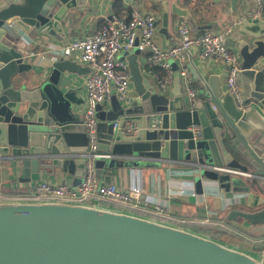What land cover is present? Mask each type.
Returning a JSON list of instances; mask_svg holds the SVG:
<instances>
[{
    "label": "water",
    "instance_id": "water-1",
    "mask_svg": "<svg viewBox=\"0 0 264 264\" xmlns=\"http://www.w3.org/2000/svg\"><path fill=\"white\" fill-rule=\"evenodd\" d=\"M85 2L0 0V159L21 162L27 181L42 172L59 174L58 169L66 184L76 186L86 175L88 130L78 110L85 103L84 86H73L64 75L70 68L64 57L43 76L21 45L32 29L63 40L66 13ZM162 6L167 36L178 17L186 18L193 31L199 28L187 8L172 0ZM240 30L246 38L239 44V82L247 104L241 106L223 84H215V75L191 55L186 65L198 86L193 102L187 93L184 97L173 58V97L146 80L124 103L112 83L110 99L97 106L99 123L106 127L100 140L105 150L97 153L111 154L96 158L98 176L105 177L107 168L176 163L197 171L198 193L217 185L226 192L249 190L247 183L256 187L257 176L264 189V115L249 103L264 106V19L244 17ZM235 169L253 170L256 177L245 179ZM239 217L253 231H264V208L228 213L230 220ZM0 264H264V252L99 203L0 198Z\"/></svg>",
    "mask_w": 264,
    "mask_h": 264
},
{
    "label": "crops",
    "instance_id": "crops-1",
    "mask_svg": "<svg viewBox=\"0 0 264 264\" xmlns=\"http://www.w3.org/2000/svg\"><path fill=\"white\" fill-rule=\"evenodd\" d=\"M116 1L122 3V15L127 16L133 9L140 8L144 11L153 12L158 17L156 39L161 46L168 47L178 38L179 22L184 19V17L171 20L169 34L167 36L162 30L164 7L161 1L145 0L147 2L145 3L144 0H86L85 4L78 5L74 9H69L66 13L64 17L65 37L63 40L53 39L46 35L38 34L37 30L32 29L28 33H25L28 37V41H24L21 44L23 49L26 50L25 54L28 59L36 64L43 76L48 75L52 65L64 57L70 64V68L66 69L64 75L72 80L73 86H84L82 96L85 102V80L92 72V67L90 64L82 61L77 55L64 56L62 54V48L67 42L73 39L96 32L105 19L116 14ZM172 1L190 11V14L199 25V28L194 31L195 33H200L208 28L213 30H227L232 28V31L227 36L226 43L232 51L239 54V44L246 38V33L240 30V20L243 19L245 10L253 5L254 0H239L235 4L233 0ZM142 2L146 5H143ZM202 51V46H192L188 52H186L187 62L191 55L196 64L207 70L209 74L215 75L217 79L215 84L218 86L223 84L226 90V81L229 72L228 66L220 57L203 59L201 56ZM118 57L128 66L131 79V92H134L136 86L143 87L146 80L151 82V84L159 90L160 86L156 77V73L158 72L150 61L148 52L136 53L134 51H125L120 53ZM192 83L197 89L198 86L193 81ZM172 87L170 91L166 93L169 97H173ZM182 90L185 97L187 87L183 82ZM249 103L256 106L264 115V106L260 102L250 101ZM84 107L85 103L78 108L82 115ZM107 107H110L109 104ZM105 131L106 127L104 124L98 123L99 141L102 140ZM101 145L102 144L99 142L97 151L105 150L103 149V145ZM241 160L244 161L243 158H241ZM235 171L242 174L245 179H253L256 177V173H254L253 170L243 171L235 169ZM196 172L197 171L192 166L176 163L167 164L163 168H107L106 176L102 177L105 181L115 182L125 188L141 185L148 199L153 200L155 203L165 204L168 210L165 215L154 214L151 212V208L154 205L153 203H150V206L141 205L139 207H125L112 202H104L102 205L124 209L131 213L164 220L178 225L179 223L175 221L174 218H171V216L185 218L187 222L181 225L188 229L232 244L236 247L262 254L264 249L259 252L254 250L253 246L254 243L257 244L264 241V231H253V225L244 218L239 217L236 220L228 219V213L233 209L257 211L264 208V189L261 187L262 181L260 178H258V176L254 178L256 180V187L252 186L251 183H247L250 186L249 190H232L226 192L221 190L216 184L217 186H215V188L209 189L206 187L204 193H198L194 183ZM57 173L59 174L50 175L42 172L38 179L27 181L23 177L24 173L21 162L18 160L0 159V194L11 196L17 191L35 192L37 191L38 185L45 180L54 184H62L65 182V174L58 172V169ZM66 176V178H69L71 175ZM204 230H211L212 233ZM242 232H245L244 234L247 233L248 237H243L244 234ZM220 234H224L226 238L221 237ZM229 238H235L240 242L249 244L250 242L247 240H254V243L253 245L250 244L251 246H247L245 244L235 243V240Z\"/></svg>",
    "mask_w": 264,
    "mask_h": 264
},
{
    "label": "built area",
    "instance_id": "built-area-1",
    "mask_svg": "<svg viewBox=\"0 0 264 264\" xmlns=\"http://www.w3.org/2000/svg\"><path fill=\"white\" fill-rule=\"evenodd\" d=\"M244 17L264 19V0H254L253 5L245 10ZM157 26L158 17L153 12L135 8L127 16L113 14L105 19L96 32L73 39L63 46L64 56L77 55L92 67V72L85 80L86 102L83 109L88 130L86 175L76 186L66 183L54 184L45 180L38 185L35 192L11 196L0 194V198L57 199L99 204L112 202L125 207L150 206V203H153L152 213L167 214V206L148 199L141 185L125 188L115 182H107L97 175L95 162L96 158L102 155L97 153L99 142L97 106L102 100L110 99L112 83L121 102L129 103L133 99L130 95L131 79L128 66L119 59V54L133 51L134 48H138L141 52H148L153 65H159L164 69V73L158 72L156 77L160 92L165 94L170 91L175 79L174 69L169 59L177 60L180 78L187 87L189 100L193 102L197 98L198 90L193 86L191 72L186 65V52L194 45L202 46L203 59L220 57L228 66L227 89L241 106L246 105V102L238 82L242 59L226 43L232 28L227 30L208 28L195 33L190 22L184 18L179 22L178 38L172 45L163 47L156 39ZM193 128L197 129V126L194 125ZM102 156L108 157L111 154ZM171 218H174L179 225L187 222L185 218L172 216Z\"/></svg>",
    "mask_w": 264,
    "mask_h": 264
},
{
    "label": "trees",
    "instance_id": "trees-1",
    "mask_svg": "<svg viewBox=\"0 0 264 264\" xmlns=\"http://www.w3.org/2000/svg\"><path fill=\"white\" fill-rule=\"evenodd\" d=\"M122 10H123L122 3L120 1H116L115 2V11H116V14L122 15V13H121ZM196 33H199V32H196ZM155 68H156L157 72H159L160 74H163L164 73V69L161 66L156 65ZM20 193L21 194H27V193H30V192H27V191L18 192L17 191L15 194H20ZM253 249L256 250V251H259V252L262 251L264 249V241H262L260 243H257V244H254Z\"/></svg>",
    "mask_w": 264,
    "mask_h": 264
},
{
    "label": "rangeland",
    "instance_id": "rangeland-1",
    "mask_svg": "<svg viewBox=\"0 0 264 264\" xmlns=\"http://www.w3.org/2000/svg\"><path fill=\"white\" fill-rule=\"evenodd\" d=\"M164 1H165V0H161V2H162L161 4H162V5H163V2H164ZM144 2L147 3L145 0H144ZM144 2H142V4H143V5H146ZM99 142H100V141H99ZM99 142H98V143H99ZM204 231H207V232H209V233H212L211 230H204ZM242 233H243V232H242ZM244 233H245V232H244ZM244 233H243V234H244ZM233 234H236V233H233ZM220 235H221V237L226 238V236H225L224 234H220ZM236 235L239 236L238 234H236ZM243 237H245V238L248 237V236H247V233L244 234ZM229 239H233V240H235V243L245 244V245H247V246H251V245H253V243H254V240H247V241L250 242V244H251V245H250L249 243H246V242H240L239 240H237V239H235V238H229ZM254 244H255V243H254Z\"/></svg>",
    "mask_w": 264,
    "mask_h": 264
}]
</instances>
